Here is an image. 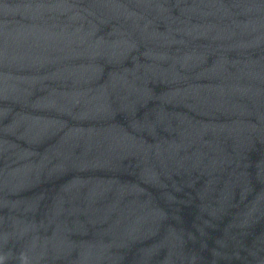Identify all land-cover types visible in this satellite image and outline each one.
I'll list each match as a JSON object with an SVG mask.
<instances>
[{"label":"water","instance_id":"water-1","mask_svg":"<svg viewBox=\"0 0 264 264\" xmlns=\"http://www.w3.org/2000/svg\"><path fill=\"white\" fill-rule=\"evenodd\" d=\"M0 264H264V0H0Z\"/></svg>","mask_w":264,"mask_h":264}]
</instances>
